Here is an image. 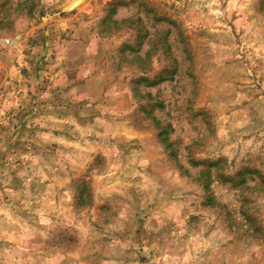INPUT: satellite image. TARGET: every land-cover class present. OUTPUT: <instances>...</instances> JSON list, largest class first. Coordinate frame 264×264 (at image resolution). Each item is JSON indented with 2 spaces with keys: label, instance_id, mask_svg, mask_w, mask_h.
I'll return each instance as SVG.
<instances>
[{
  "label": "rangeland",
  "instance_id": "obj_1",
  "mask_svg": "<svg viewBox=\"0 0 264 264\" xmlns=\"http://www.w3.org/2000/svg\"><path fill=\"white\" fill-rule=\"evenodd\" d=\"M0 264H264V0H0Z\"/></svg>",
  "mask_w": 264,
  "mask_h": 264
}]
</instances>
